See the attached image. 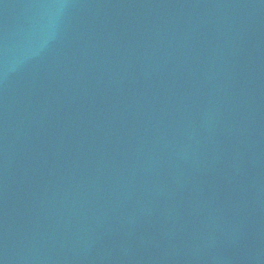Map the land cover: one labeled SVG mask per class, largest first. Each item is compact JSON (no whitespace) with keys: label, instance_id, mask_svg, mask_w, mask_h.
Wrapping results in <instances>:
<instances>
[{"label":"water","instance_id":"95a60500","mask_svg":"<svg viewBox=\"0 0 264 264\" xmlns=\"http://www.w3.org/2000/svg\"><path fill=\"white\" fill-rule=\"evenodd\" d=\"M0 264H264V0H0Z\"/></svg>","mask_w":264,"mask_h":264}]
</instances>
